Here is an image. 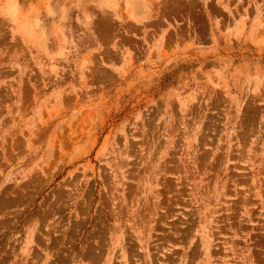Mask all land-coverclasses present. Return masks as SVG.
I'll return each instance as SVG.
<instances>
[{"label":"rangeland","instance_id":"obj_1","mask_svg":"<svg viewBox=\"0 0 264 264\" xmlns=\"http://www.w3.org/2000/svg\"><path fill=\"white\" fill-rule=\"evenodd\" d=\"M0 264H264V0H0Z\"/></svg>","mask_w":264,"mask_h":264}]
</instances>
